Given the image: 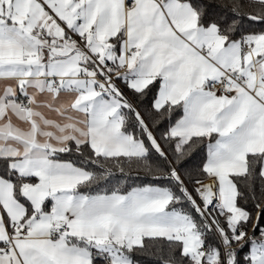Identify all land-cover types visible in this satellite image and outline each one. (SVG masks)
<instances>
[{"label":"snow or ice","instance_id":"6c2138e0","mask_svg":"<svg viewBox=\"0 0 264 264\" xmlns=\"http://www.w3.org/2000/svg\"><path fill=\"white\" fill-rule=\"evenodd\" d=\"M0 264H264V0H0Z\"/></svg>","mask_w":264,"mask_h":264}]
</instances>
